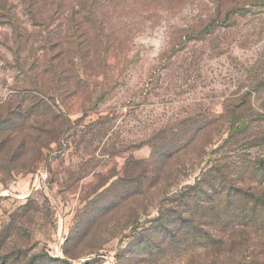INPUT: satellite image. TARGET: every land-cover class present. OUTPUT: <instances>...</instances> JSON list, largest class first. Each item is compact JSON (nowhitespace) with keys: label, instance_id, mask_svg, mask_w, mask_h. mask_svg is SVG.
Returning <instances> with one entry per match:
<instances>
[{"label":"rangeland","instance_id":"1","mask_svg":"<svg viewBox=\"0 0 264 264\" xmlns=\"http://www.w3.org/2000/svg\"><path fill=\"white\" fill-rule=\"evenodd\" d=\"M86 17L119 40L109 62L47 74ZM242 105L264 115V0H0V264H264V207L170 204L264 155L228 143Z\"/></svg>","mask_w":264,"mask_h":264},{"label":"trees","instance_id":"2","mask_svg":"<svg viewBox=\"0 0 264 264\" xmlns=\"http://www.w3.org/2000/svg\"><path fill=\"white\" fill-rule=\"evenodd\" d=\"M82 1L86 2V0ZM238 10L240 11L242 9L237 8L234 12H238ZM77 22L78 25L75 23L74 19H72L69 28L71 32L66 37L69 44H72L74 50H61L59 53L57 51V53H54L49 49L46 51L47 54L43 57V66L45 67L46 73H49L52 77L58 74L57 69L59 68V64L70 54L74 55V59L78 58L88 61L89 63L96 60L100 66H104L105 63L107 64L110 60L109 55L120 45L117 38L112 39L108 34L105 35L103 32L90 33L87 31L94 22L95 24L99 23L95 18L86 17L83 20H77ZM80 30H82L81 33H79ZM101 74L102 72L96 76ZM243 106L244 105L234 108L230 107L226 111V119L231 127L228 143L243 138L239 141L246 142L250 148L264 149V131L258 130L252 126V124L257 121L264 120V115L261 116V114L256 113L257 115L250 117L247 113L248 116H245L244 114L246 112L243 113L240 111ZM247 112H250V110ZM208 127V125L200 126L199 128L190 127L186 133L188 145H191L195 140H199ZM165 157L170 165L174 153L169 152ZM240 168L242 171L240 172L242 177L239 179L241 184L240 187L233 189V187H235L233 179L229 180L227 185H224L225 180H227V175H225V173L228 168L219 167L215 164L214 167H210L205 171L202 174V178H199L194 185L184 187L182 190L175 193L170 204L173 206L175 205V207H207L209 205H206V196L209 197V201H212L214 200V196L225 194L227 203L235 201L240 204H247V207H264V155H260L255 162L247 166L241 165ZM246 183H249V185L246 186ZM192 201L193 203H191ZM241 207L244 206L241 204ZM172 213V207H169V217ZM256 215H258V211L254 209L253 216ZM50 260L53 262L56 261V259Z\"/></svg>","mask_w":264,"mask_h":264}]
</instances>
